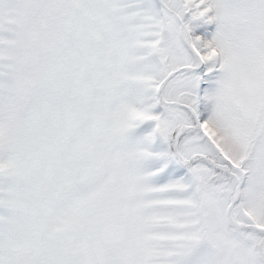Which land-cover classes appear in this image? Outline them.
Instances as JSON below:
<instances>
[{
	"label": "snow or ice",
	"instance_id": "obj_1",
	"mask_svg": "<svg viewBox=\"0 0 264 264\" xmlns=\"http://www.w3.org/2000/svg\"><path fill=\"white\" fill-rule=\"evenodd\" d=\"M0 264H264V0H0Z\"/></svg>",
	"mask_w": 264,
	"mask_h": 264
}]
</instances>
